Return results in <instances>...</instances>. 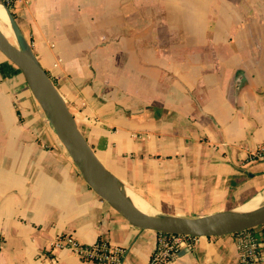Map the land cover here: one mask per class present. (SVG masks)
<instances>
[{"label":"crops","instance_id":"0c3cea01","mask_svg":"<svg viewBox=\"0 0 264 264\" xmlns=\"http://www.w3.org/2000/svg\"><path fill=\"white\" fill-rule=\"evenodd\" d=\"M12 9L101 161L153 214L197 217L264 192V158L248 159L264 144V0H15ZM60 233L126 247L120 264H146L158 239L85 182L0 52V264H99L51 248ZM236 256L234 234L198 236L166 264Z\"/></svg>","mask_w":264,"mask_h":264},{"label":"water","instance_id":"95a60500","mask_svg":"<svg viewBox=\"0 0 264 264\" xmlns=\"http://www.w3.org/2000/svg\"><path fill=\"white\" fill-rule=\"evenodd\" d=\"M9 19L17 44L0 29V52L23 74L25 82L40 105L56 136L61 141L85 182L133 226L172 234L221 236L264 225V203L241 211L239 208L217 211L197 217L153 214L140 210L125 196L122 181L101 161L81 131L75 116L51 76L37 58L30 41L11 9L0 0ZM246 203V202H245ZM182 251L180 254H183Z\"/></svg>","mask_w":264,"mask_h":264},{"label":"built area","instance_id":"2783aa9c","mask_svg":"<svg viewBox=\"0 0 264 264\" xmlns=\"http://www.w3.org/2000/svg\"><path fill=\"white\" fill-rule=\"evenodd\" d=\"M5 3L15 0H4ZM57 64V63H56ZM55 64V65H56ZM264 158V144L258 145L249 156V160ZM235 235L236 264H264V240L258 238L251 229ZM198 236L190 234L158 233L156 246L146 264H166L179 257L182 251L192 250ZM53 249H67L81 260L99 264H120L127 253V248L113 244L107 239H98L92 243L78 240L74 235L60 233L51 243Z\"/></svg>","mask_w":264,"mask_h":264},{"label":"bare ground","instance_id":"6f19581e","mask_svg":"<svg viewBox=\"0 0 264 264\" xmlns=\"http://www.w3.org/2000/svg\"><path fill=\"white\" fill-rule=\"evenodd\" d=\"M0 19H4L6 22H9V19L3 9L2 4L0 3ZM10 24V23H9ZM1 29V28H0ZM2 30V29H1ZM3 31V30H2ZM4 33V32H3ZM5 34V33H4ZM6 35V34H5ZM7 36V35H6ZM8 37V36H7ZM122 192L125 196L130 197L134 204L142 211L152 213L147 202L141 198L139 195H137L135 192L127 188L126 186L121 187ZM262 203H264V192L254 195L252 198H250L241 208V211H248L253 210L257 207H259Z\"/></svg>","mask_w":264,"mask_h":264},{"label":"rangeland","instance_id":"374dc122","mask_svg":"<svg viewBox=\"0 0 264 264\" xmlns=\"http://www.w3.org/2000/svg\"><path fill=\"white\" fill-rule=\"evenodd\" d=\"M0 28L3 30V32L8 36V38L11 40V42L17 44L14 32L9 24V22H6L4 19H0ZM31 43V42H30ZM40 107V105H39ZM41 109V107H40ZM41 113L45 116L44 112L41 109ZM46 117V116H45ZM48 120V119H47ZM49 123V121H48ZM50 124V123H49ZM51 125V124H50ZM52 127V126H51ZM53 128V127H52ZM54 130V129H53ZM55 132V131H54ZM56 134V133H55Z\"/></svg>","mask_w":264,"mask_h":264},{"label":"trees","instance_id":"16d2710c","mask_svg":"<svg viewBox=\"0 0 264 264\" xmlns=\"http://www.w3.org/2000/svg\"><path fill=\"white\" fill-rule=\"evenodd\" d=\"M13 2H11V3H6V5L11 9V11H12V13H13V15L16 17V14H15V12L13 11V9H12V7H13ZM92 148H93V146H92ZM94 149V148H93ZM96 152V151H95ZM97 153V152H96ZM261 230H259V231H255V229L253 228V229H251V231L258 237V238H262V240H264V226H262L261 228H260ZM159 233V232H158Z\"/></svg>","mask_w":264,"mask_h":264}]
</instances>
